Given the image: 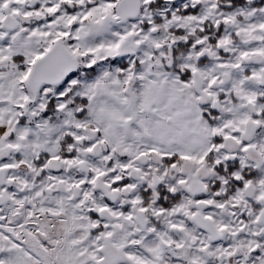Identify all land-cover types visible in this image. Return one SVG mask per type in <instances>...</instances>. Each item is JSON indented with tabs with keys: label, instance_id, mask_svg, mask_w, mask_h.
Here are the masks:
<instances>
[{
	"label": "snow or ice",
	"instance_id": "obj_1",
	"mask_svg": "<svg viewBox=\"0 0 264 264\" xmlns=\"http://www.w3.org/2000/svg\"><path fill=\"white\" fill-rule=\"evenodd\" d=\"M0 264H264V0H0Z\"/></svg>",
	"mask_w": 264,
	"mask_h": 264
}]
</instances>
